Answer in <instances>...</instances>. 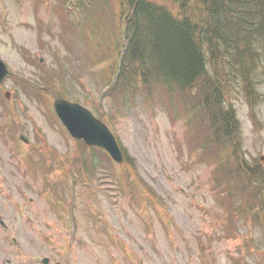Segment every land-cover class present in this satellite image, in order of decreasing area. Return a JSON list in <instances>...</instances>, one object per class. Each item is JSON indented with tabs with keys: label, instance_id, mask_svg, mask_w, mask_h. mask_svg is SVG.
<instances>
[{
	"label": "rangeland",
	"instance_id": "1",
	"mask_svg": "<svg viewBox=\"0 0 264 264\" xmlns=\"http://www.w3.org/2000/svg\"><path fill=\"white\" fill-rule=\"evenodd\" d=\"M156 1L178 12L174 0ZM119 2L105 0L102 7L93 0L88 13L80 1L66 12L63 0H0V56L12 71L0 86V264H35L34 254L60 264H264V226L252 224L246 211L254 202L236 201L242 192L228 196L213 182L216 165L225 174L226 151L219 145L206 149L210 158L194 150L210 128L199 122L200 112L189 115L191 99L162 87L138 90L153 94L149 98L123 97V91L117 101L106 96L111 59L103 44L105 30L114 33L116 22L123 23L116 18ZM95 44H102L105 56ZM50 73L51 85L57 74L68 81L69 100L98 117L106 114L111 125L102 119L135 159L142 180L128 185L115 177L100 152L95 179L76 177L75 194L69 193L74 224L58 203H70L66 190L48 179L59 177L57 165L76 143L63 136L66 130L46 99L19 81L43 82ZM6 90L12 96L5 101ZM258 91L253 109L246 93L236 91L232 102L243 155L264 172V79ZM197 132L204 133L200 140ZM149 186L163 201L151 196ZM235 210L244 216L230 224L227 214Z\"/></svg>",
	"mask_w": 264,
	"mask_h": 264
},
{
	"label": "trees",
	"instance_id": "2",
	"mask_svg": "<svg viewBox=\"0 0 264 264\" xmlns=\"http://www.w3.org/2000/svg\"><path fill=\"white\" fill-rule=\"evenodd\" d=\"M177 1L179 14L154 0H122L127 47L111 89L160 85L167 93L196 99L193 107L205 113L199 122L211 128L207 149H227L229 170L242 180L233 195L242 192L245 202L247 194L254 202L252 215L264 214V172L243 155L239 124L228 104L233 88L258 97L264 79V0L193 1L198 8L193 14L187 11L189 0Z\"/></svg>",
	"mask_w": 264,
	"mask_h": 264
},
{
	"label": "water",
	"instance_id": "3",
	"mask_svg": "<svg viewBox=\"0 0 264 264\" xmlns=\"http://www.w3.org/2000/svg\"><path fill=\"white\" fill-rule=\"evenodd\" d=\"M5 74L6 69L0 64V82ZM56 104L61 117L66 121H70L74 132L78 136L88 134L90 140L103 145L116 159L121 160V152L113 135L103 124L95 120L89 111L79 104L68 103L63 100L57 101Z\"/></svg>",
	"mask_w": 264,
	"mask_h": 264
},
{
	"label": "bare ground",
	"instance_id": "4",
	"mask_svg": "<svg viewBox=\"0 0 264 264\" xmlns=\"http://www.w3.org/2000/svg\"><path fill=\"white\" fill-rule=\"evenodd\" d=\"M153 1V0H152ZM205 3V2H204ZM259 49V48H258ZM146 60V59H145ZM143 63V62H142ZM147 68V67H146ZM146 74V73H145ZM237 79V78H236Z\"/></svg>",
	"mask_w": 264,
	"mask_h": 264
}]
</instances>
